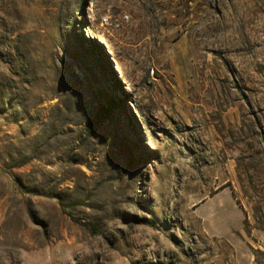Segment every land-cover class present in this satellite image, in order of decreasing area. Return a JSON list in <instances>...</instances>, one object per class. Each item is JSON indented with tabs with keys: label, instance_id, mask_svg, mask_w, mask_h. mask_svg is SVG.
Here are the masks:
<instances>
[{
	"label": "rangeland",
	"instance_id": "1",
	"mask_svg": "<svg viewBox=\"0 0 264 264\" xmlns=\"http://www.w3.org/2000/svg\"><path fill=\"white\" fill-rule=\"evenodd\" d=\"M212 197L264 230V0H0V264H212Z\"/></svg>",
	"mask_w": 264,
	"mask_h": 264
},
{
	"label": "crops",
	"instance_id": "2",
	"mask_svg": "<svg viewBox=\"0 0 264 264\" xmlns=\"http://www.w3.org/2000/svg\"><path fill=\"white\" fill-rule=\"evenodd\" d=\"M224 190L225 187L220 192L230 195ZM211 207L215 208L209 210ZM196 210L205 213L202 220L208 236L226 246L225 251L214 254L212 264H256L252 250L264 252V230L246 232L242 226L244 212L231 197L208 198Z\"/></svg>",
	"mask_w": 264,
	"mask_h": 264
},
{
	"label": "trees",
	"instance_id": "3",
	"mask_svg": "<svg viewBox=\"0 0 264 264\" xmlns=\"http://www.w3.org/2000/svg\"><path fill=\"white\" fill-rule=\"evenodd\" d=\"M222 188H224V187H222ZM255 252L258 253L260 256L264 257V252L259 251V250H252V253L254 254V257H255ZM255 259H256V257H255ZM256 264H258L257 261H256Z\"/></svg>",
	"mask_w": 264,
	"mask_h": 264
}]
</instances>
